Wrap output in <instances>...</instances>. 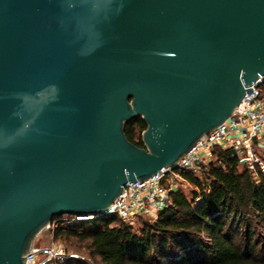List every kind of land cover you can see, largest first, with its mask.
I'll return each mask as SVG.
<instances>
[{
	"label": "water",
	"instance_id": "1",
	"mask_svg": "<svg viewBox=\"0 0 264 264\" xmlns=\"http://www.w3.org/2000/svg\"><path fill=\"white\" fill-rule=\"evenodd\" d=\"M261 76L264 0H0V264L174 168Z\"/></svg>",
	"mask_w": 264,
	"mask_h": 264
},
{
	"label": "trees",
	"instance_id": "2",
	"mask_svg": "<svg viewBox=\"0 0 264 264\" xmlns=\"http://www.w3.org/2000/svg\"><path fill=\"white\" fill-rule=\"evenodd\" d=\"M145 127L134 117L124 133L142 147ZM182 175L197 190L171 192V204L154 221L139 216L136 227L101 214L54 225L52 240L78 243L96 264H264V174L258 172L257 181L229 150L218 149L201 174ZM47 264L87 263L67 258Z\"/></svg>",
	"mask_w": 264,
	"mask_h": 264
},
{
	"label": "built area",
	"instance_id": "3",
	"mask_svg": "<svg viewBox=\"0 0 264 264\" xmlns=\"http://www.w3.org/2000/svg\"><path fill=\"white\" fill-rule=\"evenodd\" d=\"M251 88L236 110L221 125L204 134L174 168H163L159 174L145 180H136L133 184L126 182L121 193L103 214L116 215L131 224L139 216L154 221L159 212L171 204L170 193L189 184L182 172L185 170L192 174H201L218 149L229 150L258 181V172L264 174V76L253 82ZM94 216L62 214L47 227H67ZM67 258L79 259L88 264L85 257L68 252L62 244L53 240L47 245L33 242L26 255L25 264L63 262Z\"/></svg>",
	"mask_w": 264,
	"mask_h": 264
},
{
	"label": "rangeland",
	"instance_id": "4",
	"mask_svg": "<svg viewBox=\"0 0 264 264\" xmlns=\"http://www.w3.org/2000/svg\"><path fill=\"white\" fill-rule=\"evenodd\" d=\"M182 189L187 193L189 194V192L191 190H197L196 187H194L192 184H185ZM137 218V217H136ZM135 221V219H134ZM135 226L137 227L138 226V222L135 221ZM51 228L52 226L50 227H47L45 228L44 230H42L35 238H34V244H37V245H47L50 243V241L52 240V234H51ZM56 243H60L62 244L65 249L68 251V252H71V253H76L78 254L79 256H83L85 257V259L88 261V264H96L94 262V260L86 253V251L80 247H78V243L74 242L72 244H69V243H65V242H56Z\"/></svg>",
	"mask_w": 264,
	"mask_h": 264
}]
</instances>
